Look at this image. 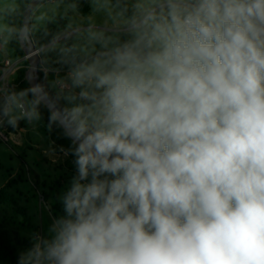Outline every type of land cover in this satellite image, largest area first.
<instances>
[{
  "label": "clouds",
  "instance_id": "9594fccd",
  "mask_svg": "<svg viewBox=\"0 0 264 264\" xmlns=\"http://www.w3.org/2000/svg\"><path fill=\"white\" fill-rule=\"evenodd\" d=\"M51 11L38 19L63 28L36 43L66 101L52 120L77 175L65 215L18 264H264V0ZM20 35L0 26V52ZM12 75L0 77V126L39 121L45 86L17 90Z\"/></svg>",
  "mask_w": 264,
  "mask_h": 264
},
{
  "label": "rangeland",
  "instance_id": "374dc122",
  "mask_svg": "<svg viewBox=\"0 0 264 264\" xmlns=\"http://www.w3.org/2000/svg\"><path fill=\"white\" fill-rule=\"evenodd\" d=\"M17 7L15 0H0V26L9 25L7 16ZM53 8L51 5H44L39 17L42 12H47L51 16ZM6 59H14L9 45L5 51L0 52V61ZM20 123L25 131L22 134V145L19 147L12 145L11 135L3 125L0 126V184L10 181L11 175L18 174L17 177L14 176L17 184L8 183L5 189V194L15 203L0 202V226L10 233L13 247L19 256L32 247L35 235H49L48 230L53 220L65 215L61 197L71 186V181L67 179L64 170L53 171L50 166L39 161L45 152L51 151L49 127L41 119L33 124L23 120ZM33 154L36 162L30 161ZM68 160L67 165L70 164L68 167L77 175L74 161ZM33 171L42 172L39 182L44 186L39 185L35 189L30 183V180L37 181L30 177Z\"/></svg>",
  "mask_w": 264,
  "mask_h": 264
},
{
  "label": "trees",
  "instance_id": "16d2710c",
  "mask_svg": "<svg viewBox=\"0 0 264 264\" xmlns=\"http://www.w3.org/2000/svg\"><path fill=\"white\" fill-rule=\"evenodd\" d=\"M17 2L18 7L16 10L8 14L7 16V21L9 25L17 27L19 30L21 28V21H22V13L27 6V4L30 2V0H15ZM44 1H54V0H43ZM40 2L35 9L42 3ZM34 9V10H35ZM33 10V12H34ZM81 11L83 14H88L89 12V7L86 2L82 3L81 5ZM31 13V16L33 14ZM31 18V17H30ZM30 29V25H29ZM47 31H51L52 33L57 32L58 30L53 29V28H47ZM46 30H41L37 33H33L31 36V39L33 41V44L37 47V41L42 40V42L47 41V37H45ZM10 44V47L13 49L15 57L16 58H21L24 56L19 42L18 38H14L13 41ZM39 56L42 59V51L39 52ZM50 64V63H49ZM48 63L43 64L42 62L39 63L38 66V84L39 85H44L47 92L49 93L47 96L50 98L52 103L60 109L62 107L61 100H57L55 91L51 90L47 83H46V77L45 74L41 71V68L43 65H49ZM27 66L23 68H19L16 72V77L15 79L11 82V86H13L17 90L29 88V84L26 82L24 79V72L26 71ZM63 70H67V67H63ZM40 113H41V120L49 127V138L50 140L54 143L56 148L62 152L65 153V151H68L67 156L69 159H72L73 161L75 160L74 155L71 154L69 151L73 145H72V139L67 135V133L63 130V128L59 125L57 121H53L52 117L54 116L46 106L41 104L40 106ZM0 202L2 203H12L14 204V200L7 196L5 193L0 191ZM18 259L19 255L16 253L13 244H12V238L10 233L0 226V264H18Z\"/></svg>",
  "mask_w": 264,
  "mask_h": 264
},
{
  "label": "crops",
  "instance_id": "0c3cea01",
  "mask_svg": "<svg viewBox=\"0 0 264 264\" xmlns=\"http://www.w3.org/2000/svg\"><path fill=\"white\" fill-rule=\"evenodd\" d=\"M44 5H51L52 7H54V1H44L34 10L32 16L30 18V28L34 29L33 33H37V32H39L41 30H46L47 28H53V29L59 30V29L63 28V25L65 23V21H63V20H58L57 23H47L44 20H39L38 19L39 13H40L41 9H43ZM87 5H88V3H87ZM88 7H89V12H90V6L88 5ZM60 11H63V9L61 8ZM8 45L10 47V44H8ZM10 49H11V53H12L14 59L17 60V63H16L15 66H13L11 68H5L4 62L0 61V77H7L9 73H12L13 74L12 76H14L19 68L26 67V65H27V61H26V59L24 57L16 58L13 49L11 47H10ZM39 58H40V56H39ZM40 62H42L43 64H45V63L49 64V62L45 60L44 56H43L42 59L40 58ZM43 70H45V73L44 72L43 73L45 74L46 83H47L48 87L51 90L55 91V89H52L50 87L51 81L57 75L54 67H52L50 64L46 65V66L43 65L42 68H41V71H43ZM67 70L61 69L59 71V75L60 76H64L65 73L67 72ZM15 77H16V75H15ZM15 77L12 78L11 82L15 79ZM61 103H62V106H63L66 103V101L61 100ZM3 126H4V129L7 131V133L11 135L12 145L15 146V147H19L20 145H22V141H21V139L23 138L22 134L25 131L22 124L19 122V125H18L17 128H12L11 126H9L7 124H5ZM3 138L6 140L5 136H3ZM51 143H52L51 144V149H50L51 151L50 152H45V154L42 153L43 156L39 160L40 163H43L44 165L50 166L53 171L54 170L55 171L64 170V174L67 175L66 176L67 179L72 181L73 177L76 176V174H75V171L72 168L68 167V166H70V164L67 165L68 162H69V160H68L69 157L67 155H65L64 152L58 150L52 141H51ZM24 157H26V156H24ZM35 158L36 157L33 154L30 157V161L32 160V161L36 162ZM21 161L24 163L23 159H21ZM24 164L26 165V163H24ZM41 175H42V172H36V171H33L30 174V177H33L34 180H37V181L30 180V183L33 185V187L35 189H37L39 185L40 186H44V185H42L39 182V179H40ZM14 176L17 177L18 174L16 173L15 175L14 174L11 175L9 177L10 181H4L3 183L0 184V191L6 193L5 189L9 185L8 183L17 184V181L15 180ZM30 177H29V179H30ZM17 179H18V181H20L19 177ZM62 181H63V179L60 180V182H62Z\"/></svg>",
  "mask_w": 264,
  "mask_h": 264
},
{
  "label": "water",
  "instance_id": "95a60500",
  "mask_svg": "<svg viewBox=\"0 0 264 264\" xmlns=\"http://www.w3.org/2000/svg\"><path fill=\"white\" fill-rule=\"evenodd\" d=\"M42 1L43 0H30V2L27 4V6L25 7L22 13V21L20 28L21 35L18 37L20 48L24 54L23 57L27 61V69L24 72V79L26 80V82L29 84L30 87L39 85L38 66L40 62V58H39L40 49L35 47L31 39V36H26L23 33H26L29 30L31 13L35 9V7ZM42 101H43L42 104L46 106V108H48V110L54 116L58 114L59 109L52 103V101L47 95L42 98ZM60 126L63 128L62 125ZM63 130L66 132L64 128Z\"/></svg>",
  "mask_w": 264,
  "mask_h": 264
},
{
  "label": "built area",
  "instance_id": "2783aa9c",
  "mask_svg": "<svg viewBox=\"0 0 264 264\" xmlns=\"http://www.w3.org/2000/svg\"><path fill=\"white\" fill-rule=\"evenodd\" d=\"M42 72H44V73H45V70H43Z\"/></svg>",
  "mask_w": 264,
  "mask_h": 264
}]
</instances>
